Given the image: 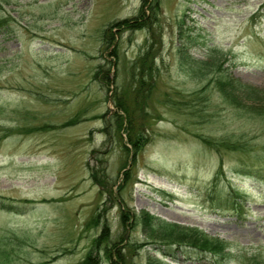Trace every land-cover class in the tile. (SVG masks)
I'll use <instances>...</instances> for the list:
<instances>
[{"label": "rangeland", "instance_id": "1", "mask_svg": "<svg viewBox=\"0 0 264 264\" xmlns=\"http://www.w3.org/2000/svg\"><path fill=\"white\" fill-rule=\"evenodd\" d=\"M141 3L0 0V264H81L93 249L94 264L264 260V112L251 108L264 97V0H158L150 25L110 26ZM209 56L260 92L223 97L215 72L196 71ZM142 211L228 247L153 243L162 232Z\"/></svg>", "mask_w": 264, "mask_h": 264}, {"label": "trees", "instance_id": "2", "mask_svg": "<svg viewBox=\"0 0 264 264\" xmlns=\"http://www.w3.org/2000/svg\"><path fill=\"white\" fill-rule=\"evenodd\" d=\"M157 2H158V0H142L141 6H140V11L136 16L131 17V18H124V19L116 20L110 26L133 27V26H135V24H138L139 26L150 25L151 24L150 22H152L154 20V17H155L154 9H156ZM145 5L148 6V8L150 10L149 13H146L145 8H144ZM110 26H109V28H110ZM104 36H105L106 45L108 47L109 44L112 43L114 40V33L108 32V29H106L104 32ZM188 39L191 40L190 38H188ZM115 47L116 46H114L112 48V50L110 51L111 54H115ZM208 48H209V46L207 47V50H208ZM178 50H179L178 52H179V59L180 60H182L181 58H183L184 56L187 58V55H185L184 50H182L181 46L178 48ZM216 51L217 50H215L213 47H211V52H212L211 54L212 55L215 54ZM148 53H149V49L147 48L145 55H147ZM213 60H215V59L211 58L210 56L206 59H203V62H202V60H199L201 62H199V61L197 62L196 71L203 70L202 72H200L203 74V76L204 75L207 76V75H210V74L215 72V74H213L209 80L211 82H213L217 91L219 93H221L223 97L228 98L231 88L238 87V86L241 88H245L246 92H248L250 94L253 92H260V90H258L257 88L251 87L245 83H242L236 77H233V76L229 75L228 73H226L225 72L226 68H224L222 65L220 67V64H222V62H223L222 57L220 58L219 61L216 59L215 62H212ZM188 61H189V59H188ZM134 67H136V66H134ZM151 67H152L151 66V58L148 62V58L143 56V61L141 62V69L139 70V72L136 75L139 86L144 85L143 77L141 76L142 68L144 69V72H147L150 70ZM100 68H101V65H99L98 69H100ZM97 72H99V71H97ZM107 77H108V75H107ZM148 88H149V86H148ZM255 94H258V93H255ZM115 105H116V107H118V106L120 107V105H121L120 108L124 109L125 116L127 115L126 122L128 124H130V128H131V129L129 128V131L133 132V127H131L132 116L130 115L129 110L126 107L125 103L124 102L118 103L117 101H115ZM251 108H253V110L256 112H264V97L262 98L260 104H256V106H253ZM127 132H128V130H127ZM128 139H129L128 142L132 145V151L135 152V150L139 146L140 137H137V139H134L130 136V137H128ZM203 139H205V138H203ZM206 142L208 143V141H206ZM125 148H126V150H129V151L131 149L127 144H126ZM127 178H128V172L124 171L123 183L127 180ZM233 197L234 196L231 197V199L229 200V203L231 201L233 202V199H234ZM142 213H143L142 218H143V222L145 225H147L145 218H149V223L151 222L152 225L148 223L147 226L152 230H154L155 227H158L160 229L159 233L162 232L161 234L157 235L159 237L156 238L161 242L174 243V244H185V245H188L192 248H197V249L202 250V251L211 252L213 254H221L223 252V249L226 246V243L224 241L217 239V238L209 237V236L205 235L204 233H202L201 231H198L195 228L180 226V225H177L174 223L163 222V221L154 219L153 216L150 215L148 212L142 211ZM121 217H123L122 223L124 225H127L128 221L131 218L130 215H128V213L126 211L121 213ZM180 235H181V237H180ZM105 236H106V226L103 227V231L101 232V234L94 240L95 246L96 245L98 246L101 243L102 239L105 238ZM165 236H168L170 238H166ZM173 236H174V238H172ZM177 236H179V238H177ZM179 239L182 240L183 242H181ZM119 259H120L119 256L116 257V255L115 256L111 255L110 264H117L119 262ZM95 261H96V259L94 258V256H92V253L90 252L89 255L83 260V262L81 264H94ZM254 263L255 264H264V260H259V261H256ZM147 264H150V259H148Z\"/></svg>", "mask_w": 264, "mask_h": 264}]
</instances>
